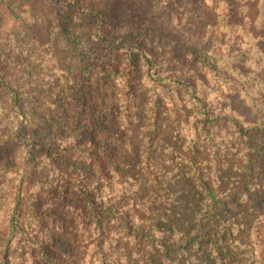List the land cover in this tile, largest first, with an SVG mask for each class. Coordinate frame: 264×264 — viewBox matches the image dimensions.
Wrapping results in <instances>:
<instances>
[{
	"label": "trees",
	"instance_id": "1",
	"mask_svg": "<svg viewBox=\"0 0 264 264\" xmlns=\"http://www.w3.org/2000/svg\"><path fill=\"white\" fill-rule=\"evenodd\" d=\"M0 1V264H264V0Z\"/></svg>",
	"mask_w": 264,
	"mask_h": 264
},
{
	"label": "rangeland",
	"instance_id": "2",
	"mask_svg": "<svg viewBox=\"0 0 264 264\" xmlns=\"http://www.w3.org/2000/svg\"><path fill=\"white\" fill-rule=\"evenodd\" d=\"M31 18L26 10L19 9L16 14L10 12L6 6L0 1V31L2 33H8L10 30L18 27L19 25L30 24ZM14 112L11 109L12 118ZM12 121V119L10 118Z\"/></svg>",
	"mask_w": 264,
	"mask_h": 264
}]
</instances>
